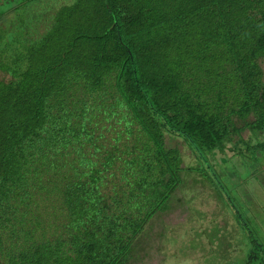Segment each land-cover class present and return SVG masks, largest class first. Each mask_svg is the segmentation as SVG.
Returning a JSON list of instances; mask_svg holds the SVG:
<instances>
[{
  "label": "trees",
  "instance_id": "obj_1",
  "mask_svg": "<svg viewBox=\"0 0 264 264\" xmlns=\"http://www.w3.org/2000/svg\"><path fill=\"white\" fill-rule=\"evenodd\" d=\"M16 1L36 0H0V264H128L181 173L241 184L217 169L256 162L242 133H264V0H66L46 34Z\"/></svg>",
  "mask_w": 264,
  "mask_h": 264
},
{
  "label": "rangeland",
  "instance_id": "obj_2",
  "mask_svg": "<svg viewBox=\"0 0 264 264\" xmlns=\"http://www.w3.org/2000/svg\"><path fill=\"white\" fill-rule=\"evenodd\" d=\"M68 1L70 3L68 5L75 2V0ZM65 2L66 0H36L29 6H21L20 2L16 1V7L19 6L17 19L28 21V29L42 26L44 34H46V28L51 22L50 19L54 14L60 12L63 5L66 6L67 3L64 4ZM12 22L6 26V29L9 30L7 35L16 37L17 33L24 32V30H13ZM3 29L5 30V28ZM37 33L34 36L27 35L26 38L32 40L37 37ZM3 46V39H0V60H2V53L5 50ZM262 67L264 70V62ZM9 78L7 74L0 72V80L7 81ZM242 137L244 141L251 142V146H257L256 149H252L253 156L256 157L254 161L256 162L252 164L246 163L245 160L239 162V157L233 154L234 158H232L233 156L228 157L226 167L222 163L217 169L218 173H221L222 168H226V174L233 171L240 174L238 179L241 184H237V188H234L235 191L230 193L223 183L219 187L210 181L206 184H200L201 177L196 172L197 170L189 174H185L186 172L181 173L184 182L178 191L173 194V198L171 197L170 210L168 209L166 212L155 216L144 232L137 235L131 254L132 258L128 264H164L163 261H173V257L175 261H187L184 256L189 253L188 244L194 245L197 255L206 258L209 255V248H206L208 244L197 239L200 237L202 230L194 224L190 225V218L196 213H203L205 217L218 225L208 237V242L211 243L213 250L212 261L220 259L224 264H230L234 254L236 258L246 254L247 246L251 245V240L247 236L249 216L254 217L253 224L257 226L254 233H260L259 239L264 238V145L260 146L261 142L264 141V133L260 132L258 137L254 138L246 130L242 133ZM167 143L170 146L178 147L182 151L184 157L183 168L193 169L202 165L203 162H200V159L192 153L190 147L182 138L168 139ZM231 154L232 152H228V155ZM196 177L197 181L194 180ZM218 188H221L222 191L225 190L223 191V202H220L217 196L218 190H220ZM225 201L228 202L229 206ZM187 208H199L202 212L191 214ZM229 209L235 211L236 215L232 214ZM195 218L201 219L202 216L199 214ZM224 234L230 236L224 237ZM218 244H222V246ZM179 247H181V256L179 257L176 253L168 260L169 254H173L172 251ZM253 249H255V246ZM258 259L264 261L263 254L260 253Z\"/></svg>",
  "mask_w": 264,
  "mask_h": 264
},
{
  "label": "crops",
  "instance_id": "obj_3",
  "mask_svg": "<svg viewBox=\"0 0 264 264\" xmlns=\"http://www.w3.org/2000/svg\"><path fill=\"white\" fill-rule=\"evenodd\" d=\"M187 209H188V212H190L191 214L194 212H202V210L199 208H191V209L187 208ZM199 214L202 216V218L201 219L195 218V216L199 215ZM249 217L253 221L254 217H251V216H249ZM248 223H249V227H251V229L254 230L252 222L251 223L248 222ZM192 224L196 225L200 230H202V232L200 233V237L197 239L202 240L205 244H208V245H206V248H209V255L206 256V258H203V257L197 255L194 245L188 244L187 246H188L189 253H187L184 256V258L187 261H175L173 255L178 253V256L179 257L181 256V247H179V248H176L172 251L173 254L172 253L169 254L168 260H170V257L172 256L173 261H163L164 264H224L223 261H221L220 259L212 261V255H213V250L211 248L212 245L210 242H208V237L210 236V233L212 231H215V229L218 227V225L214 221H211L209 218L205 217L203 213H196V214L192 215L190 218V225H192ZM248 233L249 232L247 231V234ZM223 236L225 237V236H230V235L224 234ZM218 245L222 246V244H218ZM250 249H251V245L247 246L246 254H243L242 256H239L237 258L235 257V254H234V258L231 260L232 263H230V264H255V263H252L251 261H245L249 255ZM261 264H263V261H261Z\"/></svg>",
  "mask_w": 264,
  "mask_h": 264
},
{
  "label": "clouds",
  "instance_id": "obj_4",
  "mask_svg": "<svg viewBox=\"0 0 264 264\" xmlns=\"http://www.w3.org/2000/svg\"><path fill=\"white\" fill-rule=\"evenodd\" d=\"M147 227V226H146Z\"/></svg>",
  "mask_w": 264,
  "mask_h": 264
}]
</instances>
